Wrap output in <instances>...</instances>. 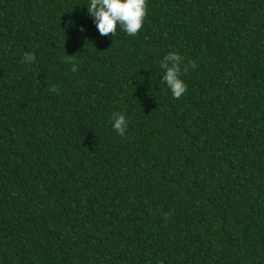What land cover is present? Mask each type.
<instances>
[{
    "label": "trees",
    "instance_id": "trees-1",
    "mask_svg": "<svg viewBox=\"0 0 264 264\" xmlns=\"http://www.w3.org/2000/svg\"><path fill=\"white\" fill-rule=\"evenodd\" d=\"M89 4L0 0V264H264V0Z\"/></svg>",
    "mask_w": 264,
    "mask_h": 264
},
{
    "label": "clouds",
    "instance_id": "clouds-1",
    "mask_svg": "<svg viewBox=\"0 0 264 264\" xmlns=\"http://www.w3.org/2000/svg\"><path fill=\"white\" fill-rule=\"evenodd\" d=\"M88 14L93 18L96 28L101 36H115L117 29H122L129 36H136L143 28L148 15L147 0H90L87 6ZM83 26L80 31H84ZM34 53H25L22 63L31 65L35 61ZM67 62L72 63L73 71H77L74 56H67ZM183 57L172 51L164 56L160 67L164 69L161 83L166 84L171 90L172 96L179 99L186 91L187 84L181 79L182 73L187 74L189 66L195 68L194 61L182 67ZM55 91V86L51 88ZM112 127L121 136L125 135L129 121L122 112L112 114ZM170 215L166 213L165 217Z\"/></svg>",
    "mask_w": 264,
    "mask_h": 264
}]
</instances>
